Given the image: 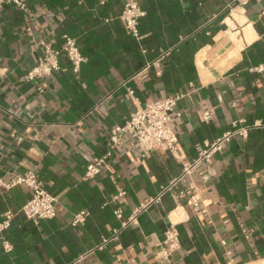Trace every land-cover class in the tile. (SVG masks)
<instances>
[{
    "label": "crops",
    "instance_id": "obj_1",
    "mask_svg": "<svg viewBox=\"0 0 264 264\" xmlns=\"http://www.w3.org/2000/svg\"><path fill=\"white\" fill-rule=\"evenodd\" d=\"M126 1L28 0L34 12L28 33L22 10L0 7V176L34 169L56 197L55 216L34 222L21 212L28 189L0 188V219L10 222L0 235V264H260L264 71L254 67L264 64V0L180 1L186 18L195 3L199 29L208 34L189 53L191 80L182 69L187 52L176 44L157 67L145 66L151 52L140 40L149 32L138 39L126 33L118 17ZM135 1L146 12L148 1ZM62 34L75 37L85 57L78 69L61 57L59 70L25 80L41 52L39 39L58 45ZM175 92L184 94L171 113L179 159L161 150L143 155L126 134L101 172L84 177L86 164L105 152L109 128L138 105ZM238 120L257 125L170 185L181 161ZM163 186L170 188L155 201ZM188 194L198 205L188 203ZM79 211L85 220L72 225ZM171 223L178 241L164 245Z\"/></svg>",
    "mask_w": 264,
    "mask_h": 264
},
{
    "label": "built area",
    "instance_id": "obj_2",
    "mask_svg": "<svg viewBox=\"0 0 264 264\" xmlns=\"http://www.w3.org/2000/svg\"><path fill=\"white\" fill-rule=\"evenodd\" d=\"M78 3L83 0H77ZM13 4L16 8L25 13L23 22V31L28 33L31 31V22L34 18V12L28 4V0H0V7L5 4ZM144 11L135 0H127L118 17L121 20L126 33L135 38H139L138 23L140 17L144 15ZM41 47V52L37 56L33 67L25 74V80L40 81L53 71L61 68L60 59L65 57L73 69H78L79 65L85 60V57L80 53L76 39L68 34L61 35V42L56 45L49 39L41 37L38 41ZM168 50L161 51L158 56L151 62L145 64L146 67L155 66L168 55ZM257 71H264V64H259L254 67ZM36 90L42 92L44 90L42 82L36 86ZM131 92V91H130ZM182 92L168 94L156 100L146 101L129 114L123 123L111 127L106 133V150L103 154L93 157L85 166L84 177L94 178L101 172L104 164L112 157L114 146L119 142L123 135H130L137 147L143 152V155H148L152 150H161L171 153L175 158L179 159L177 152L178 139L173 131L171 122V113L176 105V102L182 98ZM101 102L94 106H99ZM257 122L247 123L244 120L234 121L231 128L225 131L222 135L214 139L210 143H206L198 152L197 156L189 161H181L182 170L178 177L171 182L173 185L177 180L191 173V170L199 161H209L215 152H218L224 143L228 142L234 135H240L246 138L249 129L256 126ZM16 185H23L28 189L29 196L21 207V212L28 219L37 222L40 219H49L55 216V201L56 197L48 191L44 182L37 176L34 169H26L23 172L12 171L8 179H3L0 176V188L10 189ZM170 186L160 188L155 201L159 196ZM186 195V193H183ZM188 203L198 205V199L193 194H188ZM121 208L116 207L114 214L117 217L121 216ZM86 211H79L74 214L71 221L72 225L83 223ZM133 219V218H132ZM10 222L7 218L0 219V235L9 226ZM178 241V233L175 226L171 223L164 232L163 244L168 242ZM101 247V246H99ZM93 249H89L86 253L77 257L76 260L91 253ZM229 253V251H227ZM168 252L162 249L161 256L166 257Z\"/></svg>",
    "mask_w": 264,
    "mask_h": 264
},
{
    "label": "trees",
    "instance_id": "obj_3",
    "mask_svg": "<svg viewBox=\"0 0 264 264\" xmlns=\"http://www.w3.org/2000/svg\"><path fill=\"white\" fill-rule=\"evenodd\" d=\"M147 1L148 7L146 8V12L138 23L139 35L143 32H149L145 38L140 40L142 44L144 43L143 50L151 52V56H147L144 64L154 60L161 51L168 50L169 55L174 50L171 45L176 44L178 45V50L183 48L187 52V63L184 59L182 62L184 73L185 69H187V80L194 79L196 72L195 69H193L192 73H190V62L188 60L189 53L191 50L192 52L195 51L208 37V34H205L206 27L203 28L204 31L202 32V28L199 29V23L197 22L194 8L195 3L191 4L190 2V5L186 8L192 11V13L188 15V18H186L185 14L187 10H182L180 6L181 0ZM209 31L210 33L213 32L212 29ZM163 32L165 33L166 38L162 34ZM182 34H184V36L187 35V38L180 41L179 35Z\"/></svg>",
    "mask_w": 264,
    "mask_h": 264
},
{
    "label": "bare ground",
    "instance_id": "obj_4",
    "mask_svg": "<svg viewBox=\"0 0 264 264\" xmlns=\"http://www.w3.org/2000/svg\"><path fill=\"white\" fill-rule=\"evenodd\" d=\"M237 17V19L239 20V21H241V18L240 17H238V16H236ZM226 21L228 22V23H230V19L229 18H226ZM226 22V23H227ZM231 25V24H230ZM250 31V30H249ZM252 32V31H251ZM227 33V32H226ZM248 33V32H247ZM233 34V33H232ZM246 34V33H245ZM251 35H253L252 33H250ZM249 35V34H248ZM239 37V36H238ZM252 37V36H251ZM230 39V38H229ZM245 39H246V37H245ZM236 40V39H235ZM248 40H249V37H248ZM253 40V39H252ZM245 43V42H244ZM244 47V46H243ZM240 53V52H239ZM238 53V54H239ZM234 56V55H233ZM228 57V56H227ZM232 61H233V59H232ZM219 65V64H218ZM217 67V66H216ZM217 69H218V67H217ZM261 264H264V260H262V262H261Z\"/></svg>",
    "mask_w": 264,
    "mask_h": 264
},
{
    "label": "rangeland",
    "instance_id": "obj_5",
    "mask_svg": "<svg viewBox=\"0 0 264 264\" xmlns=\"http://www.w3.org/2000/svg\"><path fill=\"white\" fill-rule=\"evenodd\" d=\"M261 264V263H260Z\"/></svg>",
    "mask_w": 264,
    "mask_h": 264
}]
</instances>
